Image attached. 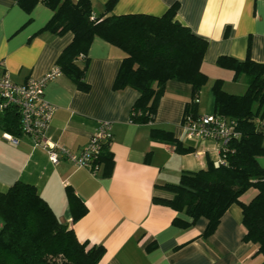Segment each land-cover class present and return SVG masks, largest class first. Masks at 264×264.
<instances>
[{"label": "crops", "instance_id": "1", "mask_svg": "<svg viewBox=\"0 0 264 264\" xmlns=\"http://www.w3.org/2000/svg\"><path fill=\"white\" fill-rule=\"evenodd\" d=\"M106 2L91 0L93 12L103 13ZM173 4L174 18L207 42L200 66L207 80L199 90L194 112L213 113L214 80H223V90L233 93L226 90L234 83L232 71L216 64L220 56L238 60L248 56L264 63V0H115L104 15L160 16ZM52 14L53 9L41 1L27 9L15 0H0V73L23 83L56 66L72 33L43 29ZM124 55L121 48L94 37L86 52L88 89H77L62 72L44 88L45 99L55 107L44 133L46 139L78 150L100 121H108L110 167L101 162L100 170L92 174L65 159L53 164L29 135L11 134L0 127V191L15 181L34 185L56 218L72 228L80 242L87 247L103 246L96 264H264L257 244L243 240L245 229L237 204L227 208L213 233L201 237L205 218L183 228L173 224V218H190L153 201V197L171 198L162 185L177 183L183 172L197 171L206 167L207 160H216L219 145L213 140L186 138L182 118L193 97L191 85L185 82H165L152 122L131 121L130 110L138 92L112 87ZM240 80L243 78L236 82ZM204 99L207 105H201ZM176 141L190 151H178ZM258 162L264 167V156ZM67 188L86 207V213L74 222ZM252 193L249 189L240 199L247 201Z\"/></svg>", "mask_w": 264, "mask_h": 264}, {"label": "trees", "instance_id": "2", "mask_svg": "<svg viewBox=\"0 0 264 264\" xmlns=\"http://www.w3.org/2000/svg\"><path fill=\"white\" fill-rule=\"evenodd\" d=\"M15 1L27 9L38 1L44 2L53 14L43 29L55 34L72 33L71 41L56 59V66L77 89H88L84 80L88 67L86 52L92 39L100 37L125 53L112 87H130L138 92L130 110L131 121H153L169 79L191 85L193 98L183 116L196 115L194 99L207 80L200 69L207 42L174 18V4L162 15L154 16L104 15L115 0H107L104 12L98 14L93 12L91 0ZM216 64L231 70L233 81L242 77L246 84L241 94L224 91L221 79L214 80L211 86L213 112L233 121L238 134L227 143L221 163L216 166L207 160L205 168L183 172L177 183L161 186L171 193V198L153 197V201L190 218H173L172 223L183 228L205 218L201 237L213 233L223 213L235 203L241 208L243 240L257 244L258 252L264 254V167L258 162V157L264 156V63L248 56L243 60L220 56ZM0 127L11 134L20 133L14 106L0 113ZM107 145L100 161L110 167ZM175 145L178 151H190L179 141ZM249 189L253 190L251 197L242 201L240 197ZM66 191L74 222L86 213V207L70 188ZM103 251L102 245L87 247L86 242H80L73 229L56 218L34 185L15 181L0 191V264H96Z\"/></svg>", "mask_w": 264, "mask_h": 264}, {"label": "built area", "instance_id": "3", "mask_svg": "<svg viewBox=\"0 0 264 264\" xmlns=\"http://www.w3.org/2000/svg\"><path fill=\"white\" fill-rule=\"evenodd\" d=\"M61 71L54 66L50 71L38 78H29L23 83L13 82L4 72L0 73V113L8 106H14L19 115L20 132L29 135L34 146L42 147L53 164L65 159L72 164L96 174L101 168L100 157L104 146L109 144L111 124L100 121L88 141L78 150L50 142L45 137V130L52 119L55 107L44 97L46 84L57 77ZM198 102V98L194 99ZM182 127L187 139L213 140L218 143L219 157L214 165L222 162V153L227 143L237 136L233 121L218 113L185 114ZM16 142L15 138H11Z\"/></svg>", "mask_w": 264, "mask_h": 264}, {"label": "rangeland", "instance_id": "4", "mask_svg": "<svg viewBox=\"0 0 264 264\" xmlns=\"http://www.w3.org/2000/svg\"><path fill=\"white\" fill-rule=\"evenodd\" d=\"M246 86L245 81L240 80L238 82L234 81V83H229L226 86V90L229 92H233L236 94H240L243 92L244 87ZM201 105H207V103L205 102V99L203 100Z\"/></svg>", "mask_w": 264, "mask_h": 264}, {"label": "water", "instance_id": "5", "mask_svg": "<svg viewBox=\"0 0 264 264\" xmlns=\"http://www.w3.org/2000/svg\"><path fill=\"white\" fill-rule=\"evenodd\" d=\"M95 11V10H94Z\"/></svg>", "mask_w": 264, "mask_h": 264}]
</instances>
